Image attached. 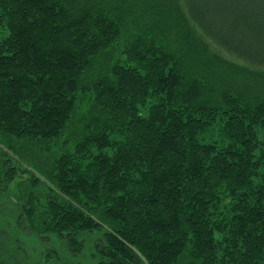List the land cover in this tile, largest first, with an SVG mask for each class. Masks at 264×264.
<instances>
[{
	"label": "trees",
	"instance_id": "obj_1",
	"mask_svg": "<svg viewBox=\"0 0 264 264\" xmlns=\"http://www.w3.org/2000/svg\"><path fill=\"white\" fill-rule=\"evenodd\" d=\"M0 29V264H264L233 75L264 79V0H0Z\"/></svg>",
	"mask_w": 264,
	"mask_h": 264
},
{
	"label": "rangeland",
	"instance_id": "obj_2",
	"mask_svg": "<svg viewBox=\"0 0 264 264\" xmlns=\"http://www.w3.org/2000/svg\"><path fill=\"white\" fill-rule=\"evenodd\" d=\"M4 35H6V31L5 30H3V29H0V38L2 37V36H4ZM234 76H235V84L237 85V86H240V88L242 89V90H244L243 88H242V86L244 85V87L247 85V86H249L248 88H247V91H249V92H251L252 94H254V95H257V96H259V97H262V98H264V79L263 78H261V77H259V76H253V75H251L250 76V74H248V75H242V74H237V75H235V74H233ZM218 131H219V126H216L215 124L213 125V127H211L210 128V132H209V134L210 135H213V132H215L214 133V135H216L217 136V134H218ZM0 148H3V147H1L0 146ZM26 169V167L24 166L23 167V170H25ZM27 173L26 172H24V173H21L20 174V177H18L17 179H16V183L19 185L20 183L22 184V182L24 181V180H26V178H27ZM17 184H15V185H13L12 186V190H14L15 189V186L17 185ZM17 185V186H18ZM34 237L33 236H27L23 241H25L26 240V242H24L25 244H26V247L28 248V249H33V247H36L37 246V242L33 239ZM88 249L90 250V243L88 242ZM89 252H87L86 254H84V256L82 255L81 257H79V258H76V257H71V256H68L63 262V264H90L89 262V260H88V254ZM67 254H68V252H67ZM66 254V255H67ZM65 255V254H64Z\"/></svg>",
	"mask_w": 264,
	"mask_h": 264
}]
</instances>
